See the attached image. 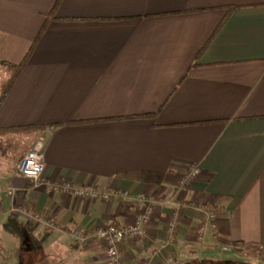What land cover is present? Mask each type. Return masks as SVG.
Here are the masks:
<instances>
[{
  "label": "crops",
  "instance_id": "1",
  "mask_svg": "<svg viewBox=\"0 0 264 264\" xmlns=\"http://www.w3.org/2000/svg\"><path fill=\"white\" fill-rule=\"evenodd\" d=\"M55 3L0 0V87L47 23L0 109V128L47 126L0 137V264H110L93 234L139 212L21 176L38 140L51 181L157 200L146 237L120 244L124 264L264 250V0H63L50 18ZM137 175L162 181L123 177Z\"/></svg>",
  "mask_w": 264,
  "mask_h": 264
},
{
  "label": "built area",
  "instance_id": "2",
  "mask_svg": "<svg viewBox=\"0 0 264 264\" xmlns=\"http://www.w3.org/2000/svg\"><path fill=\"white\" fill-rule=\"evenodd\" d=\"M45 143L43 140H38L33 148L29 150L17 166L18 173L28 179L35 185L45 184L50 191L61 189L63 192L73 195L76 198H88L91 200H124L130 201L139 205V212L135 217V221L130 225L118 224L114 218H108L104 221L102 226L93 234V237L100 245L105 249L107 254V259L110 264H124L121 259L120 244L122 242L127 243H140L146 237L147 226L150 223L152 216L154 214L156 199L153 196H147L146 194H141L138 196H131L127 192L120 190H102L97 189L94 186L89 185H77L69 181L56 182L51 181L45 176ZM200 173L199 168H193L184 177L181 182V186L189 185L192 180H194ZM2 172L0 171V177ZM16 190L12 187L6 190L8 195H14ZM1 197V196H0ZM18 212L22 214L30 213L27 210L20 209ZM180 209L175 211L174 215L177 219ZM208 220L210 222L211 228L216 229V216L214 214H207ZM176 223H172L170 230L174 231ZM205 227L200 229L199 240L204 241ZM83 230L78 229L74 232V236L77 239H83ZM163 264H176L174 259L169 258L164 261Z\"/></svg>",
  "mask_w": 264,
  "mask_h": 264
},
{
  "label": "trees",
  "instance_id": "3",
  "mask_svg": "<svg viewBox=\"0 0 264 264\" xmlns=\"http://www.w3.org/2000/svg\"><path fill=\"white\" fill-rule=\"evenodd\" d=\"M63 0H56V3L54 4V7L52 9V12L50 14V18H54L55 15L57 14V11L61 5ZM49 23V22H48ZM47 29V23L43 26L41 29L40 33L38 34L37 38L35 39L33 46L28 53V55L25 57V59L20 63V64H5L7 70H8V78L6 81L2 84L0 87V109L2 108L4 102L6 101V98L12 91L13 87L15 86L18 78L20 77L21 73L23 72L25 66L27 65L31 53L43 34L45 33ZM149 117V116H146ZM58 126V125H55ZM47 126H29V127H21V128H0V137L7 136L10 134H27L31 133L34 131H42L46 128ZM129 179H145V180H150L156 183H160L162 181V178L160 176H151V175H137V176H123ZM130 209V206H128L127 203L124 201H121L120 206H119V212L123 213L126 212Z\"/></svg>",
  "mask_w": 264,
  "mask_h": 264
},
{
  "label": "rangeland",
  "instance_id": "4",
  "mask_svg": "<svg viewBox=\"0 0 264 264\" xmlns=\"http://www.w3.org/2000/svg\"><path fill=\"white\" fill-rule=\"evenodd\" d=\"M205 247L194 264H264V250L261 249L229 244Z\"/></svg>",
  "mask_w": 264,
  "mask_h": 264
}]
</instances>
